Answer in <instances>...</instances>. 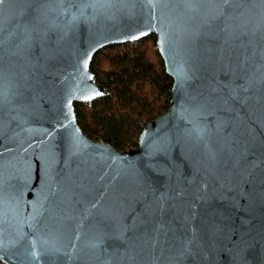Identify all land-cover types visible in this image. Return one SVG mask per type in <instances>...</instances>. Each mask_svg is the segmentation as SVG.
<instances>
[{
  "label": "water",
  "instance_id": "water-1",
  "mask_svg": "<svg viewBox=\"0 0 264 264\" xmlns=\"http://www.w3.org/2000/svg\"><path fill=\"white\" fill-rule=\"evenodd\" d=\"M150 35L168 108L119 152L74 105ZM0 261L264 264V0H3Z\"/></svg>",
  "mask_w": 264,
  "mask_h": 264
},
{
  "label": "trees",
  "instance_id": "trees-1",
  "mask_svg": "<svg viewBox=\"0 0 264 264\" xmlns=\"http://www.w3.org/2000/svg\"><path fill=\"white\" fill-rule=\"evenodd\" d=\"M90 70L109 95L74 105L80 129L92 141L119 152L136 147L143 127L168 108L172 80L156 49V37L106 47L94 55Z\"/></svg>",
  "mask_w": 264,
  "mask_h": 264
},
{
  "label": "snow or ice",
  "instance_id": "snow-or-ice-1",
  "mask_svg": "<svg viewBox=\"0 0 264 264\" xmlns=\"http://www.w3.org/2000/svg\"><path fill=\"white\" fill-rule=\"evenodd\" d=\"M0 3H3V0H0Z\"/></svg>",
  "mask_w": 264,
  "mask_h": 264
},
{
  "label": "built area",
  "instance_id": "built-area-1",
  "mask_svg": "<svg viewBox=\"0 0 264 264\" xmlns=\"http://www.w3.org/2000/svg\"><path fill=\"white\" fill-rule=\"evenodd\" d=\"M0 264H2V262L0 261Z\"/></svg>",
  "mask_w": 264,
  "mask_h": 264
}]
</instances>
